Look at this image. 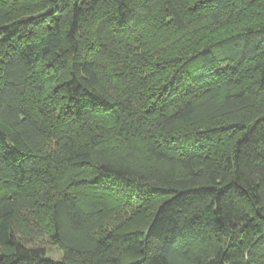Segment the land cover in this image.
Segmentation results:
<instances>
[{
	"label": "trees",
	"instance_id": "trees-1",
	"mask_svg": "<svg viewBox=\"0 0 264 264\" xmlns=\"http://www.w3.org/2000/svg\"><path fill=\"white\" fill-rule=\"evenodd\" d=\"M0 264H264V0H0Z\"/></svg>",
	"mask_w": 264,
	"mask_h": 264
},
{
	"label": "rangeland",
	"instance_id": "rangeland-1",
	"mask_svg": "<svg viewBox=\"0 0 264 264\" xmlns=\"http://www.w3.org/2000/svg\"><path fill=\"white\" fill-rule=\"evenodd\" d=\"M22 4L25 5V8H24L25 12H22L23 15L24 14L27 15V14H31V13L39 11L37 9L36 5H34V4H29L27 2H22ZM247 10H249V9H247ZM252 11H255L258 13L257 9H252ZM66 178L67 177H65L64 181L60 182L58 184V186L55 188L52 198L56 197L57 195H59L65 191ZM88 199H89L88 197H82V198H80V202L83 203L84 205L87 204L89 206L90 201ZM107 204H108L107 205L108 208H112L114 206L113 201L107 200ZM137 207H138V204L133 203L132 208L135 209ZM117 212H118V214L115 216V219L125 221V219L129 216L130 210L120 209ZM33 214H35L34 219H36V222L38 224H41V214L42 213L41 212H35ZM208 239H209L208 237L198 234V236L195 240L196 241L195 245H196V248L199 249L200 251L207 252L206 254H208L210 257V255L212 254L213 248H214L213 247L214 244L211 241H209ZM34 242L38 243L39 245H42L45 248L46 257H48L52 260H60L62 258L61 248L58 245H55L54 243H52V241L49 240L48 237H46V236L36 237ZM34 242H32V243H34Z\"/></svg>",
	"mask_w": 264,
	"mask_h": 264
}]
</instances>
